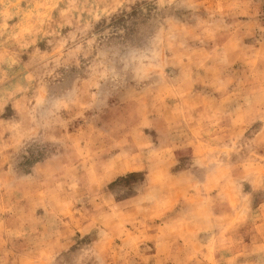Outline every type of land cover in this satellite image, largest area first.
Wrapping results in <instances>:
<instances>
[{
    "label": "rangeland",
    "instance_id": "obj_1",
    "mask_svg": "<svg viewBox=\"0 0 264 264\" xmlns=\"http://www.w3.org/2000/svg\"><path fill=\"white\" fill-rule=\"evenodd\" d=\"M0 264H264V0H0Z\"/></svg>",
    "mask_w": 264,
    "mask_h": 264
}]
</instances>
